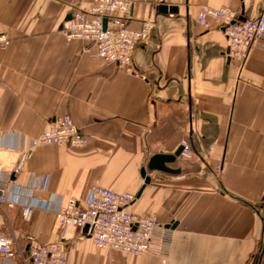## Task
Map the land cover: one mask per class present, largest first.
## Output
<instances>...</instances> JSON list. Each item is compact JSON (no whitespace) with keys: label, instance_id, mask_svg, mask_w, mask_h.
<instances>
[{"label":"crops","instance_id":"obj_1","mask_svg":"<svg viewBox=\"0 0 264 264\" xmlns=\"http://www.w3.org/2000/svg\"><path fill=\"white\" fill-rule=\"evenodd\" d=\"M94 0H0V147L30 140L69 114L87 137L83 148L41 145L14 178L46 204H86L95 185L136 196L130 211L154 215L172 235L165 257L97 248L82 230L64 228L52 211L29 221L20 207L0 208V235L25 262L33 246L61 243L68 264H264V49L230 58L222 22H199L204 6L239 18L264 13V0H134V27L152 21L148 42L128 72L85 53L62 33L75 8ZM160 6H175L176 14ZM170 174L142 169L156 154H174ZM0 157L11 167L16 161ZM47 180L46 186L42 182ZM23 254V255H22Z\"/></svg>","mask_w":264,"mask_h":264},{"label":"built area","instance_id":"obj_2","mask_svg":"<svg viewBox=\"0 0 264 264\" xmlns=\"http://www.w3.org/2000/svg\"><path fill=\"white\" fill-rule=\"evenodd\" d=\"M134 0H94L86 8H75L71 19L63 26L62 33L70 40L86 43L85 53L104 60L128 72L134 71L135 53L140 45L149 41L152 21L141 22L134 27ZM208 18L222 22L228 40L230 58L245 59L253 48L264 49V13L256 18L240 19L230 8L202 7L199 22ZM12 40L0 33V53L7 49ZM17 144L0 147V157L16 161L11 167L0 162V208L20 207L23 219L29 221L37 209L52 211L64 228L84 230L100 249H109L127 255L155 254L165 257L171 248V232L154 215H138L130 211L136 196L120 193L95 185L91 188L86 204L76 199L53 198L43 203L30 190L19 188L14 178L23 169L29 153L41 145H57L67 148L87 146V137L76 127L67 114L58 117L54 125L39 137L30 140L19 136ZM183 155L191 151L183 143ZM47 180L42 182L46 186ZM13 238L0 235V254L13 259L19 254ZM23 255V254H22ZM25 262L30 264H68L65 247L61 243L33 246ZM29 264V263H28Z\"/></svg>","mask_w":264,"mask_h":264},{"label":"water","instance_id":"obj_3","mask_svg":"<svg viewBox=\"0 0 264 264\" xmlns=\"http://www.w3.org/2000/svg\"><path fill=\"white\" fill-rule=\"evenodd\" d=\"M161 13H171V14H176L179 9L175 6H160L159 8ZM71 14L66 18L65 22H68L71 19ZM241 20L244 18H240ZM183 146H180L176 152L174 154H156L154 156H152L149 160V164L147 166V168H143L142 169V177L144 178V185L142 186L138 197L141 196V194L143 193V190L145 189V187L150 184L151 182V178L148 175V170L150 171H160V172H164V173H170V174H179L180 170L178 169H173L171 167H169L170 164H173L177 161V159L182 155L183 153ZM177 224H169L166 225L165 227L167 229H174L176 227ZM88 232V228H85L83 230L84 235H86Z\"/></svg>","mask_w":264,"mask_h":264}]
</instances>
